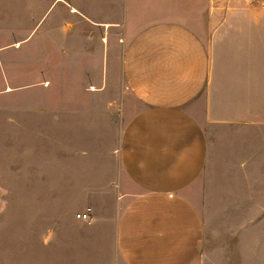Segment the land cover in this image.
Here are the masks:
<instances>
[{"label":"rangeland","instance_id":"obj_1","mask_svg":"<svg viewBox=\"0 0 264 264\" xmlns=\"http://www.w3.org/2000/svg\"><path fill=\"white\" fill-rule=\"evenodd\" d=\"M37 2L0 0V264H108L112 238L101 215L116 205L103 186V142L57 149L55 140L56 104L90 100L81 91L90 78L75 75L102 78V49L89 61L81 54L71 73L70 48L46 35L59 5L42 25ZM207 11V26L222 28L208 54L233 70L222 80L224 101L236 107L224 103L222 118L239 123L206 128L210 143L220 140L197 204L207 226L201 264H264V0H208ZM86 210L89 222L76 218Z\"/></svg>","mask_w":264,"mask_h":264},{"label":"crops","instance_id":"obj_2","mask_svg":"<svg viewBox=\"0 0 264 264\" xmlns=\"http://www.w3.org/2000/svg\"><path fill=\"white\" fill-rule=\"evenodd\" d=\"M207 3L37 2L42 25L59 5L46 35L70 48L71 73H77L81 54L89 61L102 49V78L93 71L75 75L90 78L81 90L90 100L71 108L56 104L61 110L55 140L57 149L63 141L103 142V186L116 205L113 213L101 215L112 238L108 264L205 262L207 226L197 204L205 198L208 163L220 140L210 143L206 128L239 123L222 118L224 103L236 107L224 101L222 80L233 70L221 56L208 54L209 37L220 36L222 28L207 26ZM88 152L80 151L82 157Z\"/></svg>","mask_w":264,"mask_h":264},{"label":"built area","instance_id":"obj_3","mask_svg":"<svg viewBox=\"0 0 264 264\" xmlns=\"http://www.w3.org/2000/svg\"><path fill=\"white\" fill-rule=\"evenodd\" d=\"M90 210H86L83 213H79L76 215V218L82 221H86L89 222L90 221V214H89Z\"/></svg>","mask_w":264,"mask_h":264}]
</instances>
